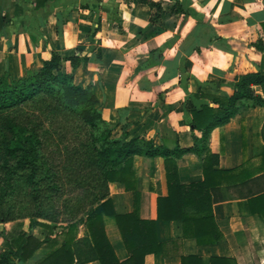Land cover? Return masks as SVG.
Returning <instances> with one entry per match:
<instances>
[{"label":"crops","instance_id":"crops-1","mask_svg":"<svg viewBox=\"0 0 264 264\" xmlns=\"http://www.w3.org/2000/svg\"><path fill=\"white\" fill-rule=\"evenodd\" d=\"M263 23L264 0H0V77L39 70L57 52L60 69L93 90L113 138L126 132L155 146L191 148L203 133L192 129L190 111L212 106L208 96L219 94L217 86L232 95L240 75L264 74ZM74 56L86 60L73 69L68 59ZM251 89L264 98L260 86ZM206 147L216 157L214 169L252 173L244 182L230 177L216 191L228 196L213 204L223 238L198 245L183 237L180 221H156L167 255L148 254L144 264H180V255H197L202 264H210L211 256L264 264V218L252 212H264V200L249 202L264 192V104L240 101L226 124L210 130ZM203 159L189 152L176 158L180 183L202 181ZM133 168L138 216L155 219L157 197L168 192L164 158L135 156ZM109 198L116 214L134 208L132 192L120 182L109 184ZM102 220L116 257L125 260L114 217L104 214ZM20 222L0 223V264H36L50 251L43 245L26 261L12 256L5 243ZM21 223L40 241L48 235L41 226L29 229L28 219ZM85 235L79 224L75 239Z\"/></svg>","mask_w":264,"mask_h":264},{"label":"trees","instance_id":"trees-1","mask_svg":"<svg viewBox=\"0 0 264 264\" xmlns=\"http://www.w3.org/2000/svg\"><path fill=\"white\" fill-rule=\"evenodd\" d=\"M68 60L74 69L86 57ZM60 63L61 56L53 52L39 70H28L17 79L7 74L0 77V223L28 219L29 229L41 226L48 231L40 241L17 223L18 230L8 234L5 243L10 254L26 261L46 245L50 251L36 264H86L94 260L100 264H144L148 254L167 255V243L156 235V221H180L183 237L195 239L198 245L220 241L223 234L214 220L213 204L228 196H217L216 191L228 178L244 182L252 173L214 169L216 157L206 147V138L210 130L226 124L238 112L240 101L264 104V98L255 97L251 89L252 85L260 86L264 96V74L240 75L232 95L220 92L217 86L219 94L208 96L212 106L190 111L192 129L202 131V136L194 138L191 148L175 145L170 149L153 145L145 136L128 138L126 132L113 138V127L96 108L93 90L76 84L73 73L62 71ZM188 152L204 155L203 179L182 184L176 158ZM135 156L164 158L168 192L157 197L155 219L138 216ZM112 182H120L132 192L131 212H114L109 198ZM249 198L250 203L262 201L264 192ZM252 212L264 218L262 210ZM104 214L115 219L128 254L125 260L116 257L106 237ZM60 215H64L61 220ZM79 224L86 227L88 235L75 239ZM57 226L62 239L53 233ZM209 263L236 264L235 259L221 256H211ZM180 264H202V259L180 255Z\"/></svg>","mask_w":264,"mask_h":264},{"label":"rangeland","instance_id":"rangeland-1","mask_svg":"<svg viewBox=\"0 0 264 264\" xmlns=\"http://www.w3.org/2000/svg\"><path fill=\"white\" fill-rule=\"evenodd\" d=\"M27 108H28V107H27ZM14 112H15V111H13V113H14ZM1 139H2V137H1V134H0V141H1ZM60 212H61V209H60ZM63 218H64V215H60V216H58V219H60V220L63 219ZM21 222H22V221H21ZM21 222H20V223H21ZM23 223H24V222H23ZM53 233H54V234H55V233H56V234L59 233L58 235H61V234H62V233H61V228H60L59 226H57L56 228L53 229ZM62 235H63V234H62Z\"/></svg>","mask_w":264,"mask_h":264}]
</instances>
